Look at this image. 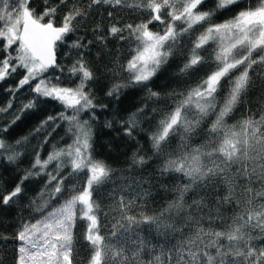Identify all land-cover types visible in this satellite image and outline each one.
I'll list each match as a JSON object with an SVG mask.
<instances>
[{
  "label": "snow or ice",
  "instance_id": "obj_1",
  "mask_svg": "<svg viewBox=\"0 0 264 264\" xmlns=\"http://www.w3.org/2000/svg\"><path fill=\"white\" fill-rule=\"evenodd\" d=\"M122 13L136 22L117 19ZM89 31L105 47L118 37L125 55L94 66L83 51ZM61 46L75 56L67 68ZM177 60V87L156 90L158 74ZM97 68L109 77L105 96L143 93L117 121L136 144L119 169L95 154L96 110L108 108L92 87ZM14 74L0 106V118L10 117L0 126V158L16 164L30 137L37 143L14 186L0 181V207L18 206L26 181L43 186L30 217L0 235V264H264V103L248 106L253 87L264 92V0H0V82ZM25 86L30 95L16 104ZM53 101L58 112L7 141L25 113ZM157 190L172 195L153 207Z\"/></svg>",
  "mask_w": 264,
  "mask_h": 264
},
{
  "label": "trees",
  "instance_id": "obj_2",
  "mask_svg": "<svg viewBox=\"0 0 264 264\" xmlns=\"http://www.w3.org/2000/svg\"><path fill=\"white\" fill-rule=\"evenodd\" d=\"M104 9H100L101 14H104ZM232 13H226L223 16H219L217 22H222L223 20L228 19ZM101 19L100 16L94 18L95 21H99ZM117 19H120L122 22H136L129 19V14L122 13L117 16ZM137 20L140 17L136 18ZM103 22L108 24V18L106 15H103ZM82 35L81 32H77L75 36L70 37L71 39H75L76 36ZM85 40H92L89 49H84L83 51L86 53L85 59L90 61L94 66L99 64H107L108 61L117 56H124L125 50L129 47L127 44H122L118 37L109 38L107 46H103L96 42L95 38L92 36L89 31L85 36ZM210 50V49H209ZM75 50H73L74 52ZM99 51L100 55L97 58V52ZM68 52L66 47L61 46L59 48L58 59L62 66L67 68L75 56H68L65 53ZM179 65V61L170 62L169 65L165 66L158 74V77L155 79L154 86L156 90L167 92L173 87H177L178 77L175 75L177 68ZM111 66L110 64L108 65ZM211 70L210 66H204L200 69V71L192 76V80H195L197 76H204L205 73ZM22 71V70H21ZM53 74H56L53 72ZM65 75L67 73L65 72ZM97 75L100 77V82L98 84L92 85L93 89L96 92V95L101 103L107 104L108 108L101 110L97 109L96 114L98 116V120L94 124L95 129V154L99 159L106 160L109 164H111L114 168L125 167L124 161L131 155V152L135 149L136 144L134 141L129 140L123 135V132L119 128L118 120L127 117V115L135 111L137 107L140 106L141 97L143 93L139 89H127L125 90L119 97V99L110 98L104 95V90L106 89L109 81V77L106 73H104L103 68H97ZM19 78V74H14L9 77L7 80L0 82V106H4L7 104L8 100L11 99L9 92L7 91L9 88L15 87ZM23 90H27V86H25ZM264 96V92L261 91L260 86L253 87L249 94L248 99L252 101L249 104V107L255 108L258 104L264 103V101H260L258 98ZM17 102V101H16ZM163 103V101L161 102ZM156 106V105H152ZM60 110V106L56 102H49L47 105H43L37 108L34 111H30L25 113L20 120L13 125L8 133L5 135V138L8 142L14 143L17 139L28 136L30 131L37 125L39 122L46 118L49 114H55ZM242 115V110L237 111L232 119L229 120V123L234 122L236 119L240 118ZM115 117V119H114ZM10 117L7 114L3 115V118H0V126L6 124L7 120ZM112 120L113 127L107 128L104 126L105 121ZM146 128L149 125H145ZM63 127L57 130V133L54 134L53 143L56 140H59V137L63 135ZM139 140L140 144L145 145L147 149L146 136L139 135L136 137ZM37 143L36 137H30L29 143L25 145L23 151L24 155L16 164H9L6 160L0 158V181H2L6 186L11 187L20 179L24 174V170L29 168L32 159H33V151L32 145ZM50 150V145L45 146L44 152L42 156H46L47 152ZM119 175V173H117ZM166 183L171 184V179H166ZM43 186V179L39 180H29L25 182L24 185V193L20 197L19 205L12 206L9 208L0 207V235L11 237L14 235L16 230V222L18 218L23 217L27 219L30 217L31 213L28 209V204L30 200L35 197L40 189ZM172 193H164L162 190H157L154 194L152 200L153 207H159L164 204L165 199L170 197ZM80 236L78 237V247L84 244L83 241V228H79ZM154 236V234H153ZM155 243V238L153 239ZM10 248L11 245H8ZM6 253V249L0 247V254ZM86 252L82 251L80 253L81 256H84Z\"/></svg>",
  "mask_w": 264,
  "mask_h": 264
},
{
  "label": "rangeland",
  "instance_id": "obj_3",
  "mask_svg": "<svg viewBox=\"0 0 264 264\" xmlns=\"http://www.w3.org/2000/svg\"><path fill=\"white\" fill-rule=\"evenodd\" d=\"M21 93L22 96L20 98L18 97L16 104H19L21 100H24L27 96L30 95V93L27 90H23Z\"/></svg>",
  "mask_w": 264,
  "mask_h": 264
},
{
  "label": "bare ground",
  "instance_id": "obj_4",
  "mask_svg": "<svg viewBox=\"0 0 264 264\" xmlns=\"http://www.w3.org/2000/svg\"><path fill=\"white\" fill-rule=\"evenodd\" d=\"M21 92H22V91H21ZM21 92L18 93V97H19V98L22 96V93H21ZM27 97H28V96H27Z\"/></svg>",
  "mask_w": 264,
  "mask_h": 264
}]
</instances>
